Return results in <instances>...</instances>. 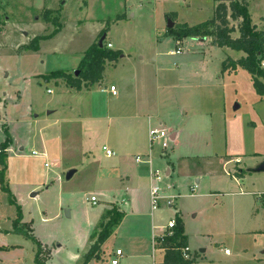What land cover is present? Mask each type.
Masks as SVG:
<instances>
[{
  "label": "rangeland",
  "instance_id": "1",
  "mask_svg": "<svg viewBox=\"0 0 264 264\" xmlns=\"http://www.w3.org/2000/svg\"><path fill=\"white\" fill-rule=\"evenodd\" d=\"M213 2L0 0V150L8 139L0 159V264H39L36 245L14 231L17 208L20 224L41 244L43 264H111L117 249L123 253L117 264H162L159 242L152 245L151 232L177 218L190 241L193 264H254V258H264V232L249 226L248 220L264 203V172L259 170L264 163V99L255 93L250 74L237 64L221 73L220 58L229 51L225 56L217 47L190 48L185 45L190 38L179 44L168 33L205 22L212 17ZM248 11L252 24L264 27V0H248ZM101 29L106 30L104 45L113 52L122 50L105 66L104 83L120 85L121 75H139L146 66L153 72L155 50L163 56L160 59L169 60L167 68L188 56L186 71H200V76L193 79L190 74L188 83L194 84L189 87L165 89L161 84L159 93L151 96L142 84L135 88L136 102L146 106L150 117L159 113L158 123L169 134L181 132L176 142L170 138L165 151L156 145L152 149L164 163L153 170L164 175V168L171 171L159 183L171 206L167 199L160 200L151 218L148 202L138 198L141 217L126 219L119 231L114 227L98 255L86 261L94 242L91 234L101 231L111 202L128 201L124 191L117 195L97 180L113 161L104 158L102 146L120 142L115 130L120 122L104 120L102 110H94L100 117L85 119L90 114H83L75 95H63L69 88L64 80L46 76L55 71L75 76ZM171 50L180 52L172 56ZM122 54L131 59H122ZM175 82L173 75L171 83ZM92 86L97 90L104 84ZM31 151L38 156H31ZM45 151L48 160L39 156ZM70 170L75 173L67 180ZM195 184V193L189 196ZM9 193L14 203L8 200ZM91 195L97 198L96 205L85 202ZM225 249L231 254L225 255Z\"/></svg>",
  "mask_w": 264,
  "mask_h": 264
},
{
  "label": "crops",
  "instance_id": "2",
  "mask_svg": "<svg viewBox=\"0 0 264 264\" xmlns=\"http://www.w3.org/2000/svg\"><path fill=\"white\" fill-rule=\"evenodd\" d=\"M214 6H215V3L213 2L212 12H214ZM212 17H213V14H212ZM212 17L208 18L207 20H210ZM256 27L257 29L264 31V27L262 24H258L256 25ZM238 35L239 34L237 30L231 33L232 38H237ZM190 40L191 41L189 43L188 42L185 43V45L190 48L195 47V46L213 47V48L215 47L211 44L210 38H206V39L190 38ZM176 43L183 44L182 40L176 41ZM220 49L224 51L225 56H226L225 51H229V55H227L226 57L220 58L221 66H222V63L225 62L227 59H231L232 61H238L239 59L245 57V53H243L242 51H240L241 53L236 54L235 56H232L233 54L230 48L222 47ZM171 52L172 50L169 52L170 55L174 56L175 54ZM162 57L163 56H161V54L155 50L154 60H152V62L154 63L153 72H151L150 66L149 67L146 66L147 70L139 73V75L134 72L135 70L133 71L134 73L131 72L128 77L121 75L119 78V80L121 81L120 85H117L115 83H109V84L104 83L105 66L113 62V61H106L104 64L103 72H102V79L98 83H96L97 85L99 84V86L100 84H104L103 87L100 86L99 89L93 90L94 88L91 85V86H88L87 88H82L79 91L72 89V88H65L63 90L64 96L75 95L74 102H78L77 106L78 107L82 106L83 107L82 109L83 110L85 109L83 111V114H88V113L90 114V117L89 115H85V119L89 118L91 121L92 117H97V118L100 117L94 114L96 113L94 110H102V113H104L102 115V118H104V120L108 122L110 120L111 121L114 120L115 122H120V124H118L117 127L115 128L116 133H119L118 138L120 139V142L116 143L115 141L113 146H109L106 144L102 146V148L106 147L114 152V156L112 157H107L104 154L105 159L113 160V161L106 164V168L104 169L103 172L101 171L97 179L100 182V184L102 183L106 188L110 187V189L114 190L117 193V195L119 194L120 190L124 191L122 193L123 195H128V201L124 198H121V201L120 203H118V205L117 204L115 205L113 202H111L112 205L116 206L119 212L123 213V217L121 218L119 224L115 226L117 228L116 231H119V229L122 227L126 219H129V218L133 219L137 217L140 218L141 215L144 213L143 209L138 203V198L144 199V201L148 202L149 214L152 218V214L154 211L157 210V208L154 210L151 207L150 174L155 166H158V167L160 166L162 168L164 167V163L158 158V152L157 151L152 152L153 147L152 148L149 147V130L150 129L167 130V129L163 127L161 123H158V120L161 116L159 113H157L155 117H150V115H148L149 110H144V107L146 106H143L142 103L138 104L136 102V97H135L136 89L135 88H137L138 84H142L143 91H147L148 95L150 92L149 96H151V94L155 91L159 93L161 89L160 88L161 84L162 86L163 85L167 86L165 89H169L168 86H171V85L172 86L179 85L178 87H183L185 85L193 86L194 83H188V80H190L189 78H191L190 74H193V79H197L198 76H200V71L199 72L195 71L194 73L190 71H186L188 70L186 67L190 64V62L188 61L189 60L188 56L178 58L175 61V63L172 65L174 67H169V68L166 67L170 65V63L168 62L169 60L165 61V58H163V60L160 59ZM121 58L125 60L131 59L130 57H125V54H122ZM138 60L142 66L144 57L140 55ZM223 72L224 71L221 70L222 74ZM173 75H175V79H178V83L176 82L171 83ZM138 76L141 78V81H139ZM192 82L194 81L192 80ZM110 86L115 87L116 95H112L111 92H109L108 88ZM152 86L154 88H152ZM68 108L69 110H73V109H70L72 107H68ZM181 113L183 114L184 111L181 110ZM124 120L126 121V123L124 125H121L124 122ZM205 124H206V120H204L203 123L200 124V126L204 127ZM180 134H181L180 131L170 132L172 141L176 142V139L178 138V136H180ZM130 150H134L135 152L134 155H131ZM45 152L39 155L41 159L49 158L48 153L47 152L45 153ZM137 155H142L144 157H147L148 155H150V160H151L150 165L137 164L134 160L135 156ZM31 156H38V154L37 153L36 155L31 154ZM52 161L56 162L57 160L53 159ZM218 161H221L220 157ZM227 163L228 161H225L223 162V165ZM45 164H47V166H45ZM43 166L49 167L48 163L46 162L43 163ZM163 171L166 174L165 176H168L171 174V171L168 168H164ZM190 176L191 175H186L185 177L190 178ZM199 182H200L199 179H195L196 184H198ZM196 184L189 189V194H188L189 196L194 195ZM105 187L103 189H106ZM249 193L250 192H243L242 194H249ZM85 202L87 201L85 200ZM121 204L125 205L126 209H123L121 207ZM248 220H252L249 223V226H252V227L256 226V227L262 228V230L260 231L264 232V203L259 208L257 206V208L253 211V216L249 217ZM237 222L239 221L236 220V223ZM24 223H28V222L26 221ZM154 232H155V229H153V231L151 232L152 245L153 243L157 242L160 238H162V236L166 235L167 232H169V230L167 229V227L166 228L161 227L159 229V232H157L158 234L156 232L155 234ZM188 241L189 240L187 238V247L189 249V252H191L192 249L189 246L190 241L189 243ZM157 245L159 247V251L162 252L164 256V252H165L164 248L160 247L159 243H157ZM200 252L204 254L205 249L200 250ZM262 254H264V251H262ZM161 258L163 260L162 255H161ZM254 261H255L254 264H262L264 263V258H259V259L254 258Z\"/></svg>",
  "mask_w": 264,
  "mask_h": 264
},
{
  "label": "trees",
  "instance_id": "3",
  "mask_svg": "<svg viewBox=\"0 0 264 264\" xmlns=\"http://www.w3.org/2000/svg\"><path fill=\"white\" fill-rule=\"evenodd\" d=\"M215 3L213 17L203 23L195 26H182L178 30L169 29L168 33L172 34L176 41L183 38H211V44L215 47H227L231 50L242 51L245 57L234 62L227 59L222 63V71L228 67L237 64L239 67L247 71L251 76L252 86L255 93L264 99V70L260 68V62L264 58V31L257 29L252 24L248 11V0H213ZM50 11L44 12V19L48 21ZM236 21V26H230V22ZM238 32L237 38H232L231 33ZM105 29H101L98 34V41L104 36ZM98 41L92 43L84 52V55L77 68L76 76L66 75L61 71H55L48 74L47 78L63 79L65 85L77 91L87 88L102 79V72L106 61H114L117 59L120 51L113 52L109 50L102 41V46L98 45ZM228 61V62H227ZM262 79V80H260ZM8 147V139L1 145L0 159L5 156V149ZM7 191V188H4ZM8 200L14 203L11 194H8ZM18 210L17 219L14 221V231L24 235L26 238L36 245V258L39 264H43L39 259L41 254V244L35 240L30 231L25 229V224H20V211ZM123 213L119 212L116 206L112 205L106 214V223L102 225L101 231L97 234L92 233L91 237L94 242L91 244L85 255V260L98 255L100 247L108 238L112 229L119 224ZM24 227V229H23ZM158 240L160 247L164 248V256L162 264H193L194 257L185 259L183 250L187 248V237L184 234L182 222L175 219V226Z\"/></svg>",
  "mask_w": 264,
  "mask_h": 264
},
{
  "label": "built area",
  "instance_id": "4",
  "mask_svg": "<svg viewBox=\"0 0 264 264\" xmlns=\"http://www.w3.org/2000/svg\"><path fill=\"white\" fill-rule=\"evenodd\" d=\"M108 47L110 48L111 45L109 44ZM180 50L173 51L171 53L178 54ZM260 68L264 70V58L260 62ZM109 92H111L112 95H116V89L114 86H110L108 88ZM48 93H51V90L47 91ZM171 135L167 130L163 129H150L149 130V147L152 148L154 145L160 146L162 151H165L168 148V141L170 140ZM104 151L105 156L107 157H112L114 156V152L111 151L110 149L103 147L102 148ZM32 155H36V152L32 151ZM135 162L137 164H147L150 165V155L147 157H142L140 155L135 156L134 158ZM47 166V164H45ZM164 174L161 173L159 170H152L150 174V179H151V187H150V200H151V207L152 209H156L158 207V203L160 200L167 199V204L171 206V200H169L168 196H164L162 194V190L159 186V183L162 182L164 178ZM87 202H90L92 205H96L97 203V198L94 195H91L89 199H86ZM175 226V220H170L167 225V229L169 230V234L171 233L170 230L174 228ZM230 251L228 249L224 250V254L228 255ZM122 256V251L117 249L115 251V257L114 259L111 260V264H117L118 259L117 257ZM183 257L185 259L190 258L189 254V249L188 247L183 250Z\"/></svg>",
  "mask_w": 264,
  "mask_h": 264
},
{
  "label": "water",
  "instance_id": "5",
  "mask_svg": "<svg viewBox=\"0 0 264 264\" xmlns=\"http://www.w3.org/2000/svg\"><path fill=\"white\" fill-rule=\"evenodd\" d=\"M104 39V36L98 41V45L102 46V40ZM78 74V71H75V76ZM260 171L264 172V163L261 165V167L259 168ZM74 171L70 170L69 172H67L66 174V179H70L73 175Z\"/></svg>",
  "mask_w": 264,
  "mask_h": 264
}]
</instances>
